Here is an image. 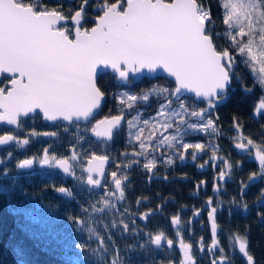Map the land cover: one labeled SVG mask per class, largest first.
<instances>
[{"label": "snow or ice", "instance_id": "6c2138e0", "mask_svg": "<svg viewBox=\"0 0 264 264\" xmlns=\"http://www.w3.org/2000/svg\"><path fill=\"white\" fill-rule=\"evenodd\" d=\"M88 4L89 0H82L74 14L68 16L62 11L49 10L45 0H0V76L7 80L6 84L0 86V122L19 128L20 118L32 113H41L45 121H89L101 108L105 96L96 84L98 66L110 67L121 81H128L130 73H139L144 69L154 72L159 68L174 78L176 86L174 91L168 88L154 90L158 100L163 102L158 108V115L151 118L155 123L150 120L143 123L153 129L159 125L163 131L158 137L159 142L154 143L151 135L141 139L143 128L135 133L131 131L139 115L127 120L129 138L134 136L139 144V150L131 155L134 158L144 157L143 162L133 159L128 167L142 163L144 170L153 173L158 159L149 158V148L153 153L159 150L162 153L159 161L166 165H173L174 159L184 160L189 149L195 150L191 153L195 161L197 154L205 152L206 147L203 143L185 142L181 126H184L185 132L190 129L197 133L218 134L212 114L218 98L224 97L231 85L236 64L235 57L228 49H220L214 43L209 10L202 0H96V15L92 18L95 26L88 29L84 26L88 22ZM223 8L226 10L223 24L229 30L236 29L235 34L229 32L230 46L246 57L244 62L252 65L254 72L255 65L259 64L260 85L264 88V0H225ZM69 20L72 28L67 26ZM237 36H247L248 39L246 42L237 40ZM185 91L194 94L206 107L198 109L194 106L195 101L193 104L181 102ZM149 96L121 93L119 102L121 105L127 103L128 109H132L139 100L147 102ZM261 110H264V98L256 108L257 113ZM182 115L195 119L189 122L180 119ZM122 120L123 114L105 117L95 123L91 132L97 138L111 141L114 130L120 129ZM234 127L239 131V125ZM170 130L175 134H166ZM29 135L37 136L38 133L33 131ZM39 135L55 136L56 133L44 132ZM235 139L238 141L235 143L237 149H256L255 159L259 161V170L264 176V147L243 136L238 135ZM245 139L246 143L243 142ZM11 142L27 145L29 140L20 141L13 135L0 136V145ZM165 149L175 150V155L165 152ZM71 159L75 160L76 156L73 155ZM108 159L107 155L91 156L89 167L84 169L88 173V185L101 186V180L95 178L93 173L104 176V164ZM218 159L223 164L218 180L224 181L231 172V164L214 151L211 160L214 162ZM33 163V159H23L17 167L27 169ZM39 163L71 174L69 161L50 156L47 149ZM207 163L200 167H205ZM212 166L216 167V164ZM111 178L114 191L107 194L104 208L115 207L111 197L120 201L125 199L124 180L127 177L118 176L116 171H112ZM164 178L167 179L166 176ZM256 178L255 173L250 177L251 180ZM245 187L247 185H241V193ZM213 190L219 191V188L214 186ZM59 192L65 193L66 189L61 187ZM207 205L210 208L207 216L211 222L212 236L207 251L213 257L211 264H231L217 240V207L212 199L207 201ZM244 207L247 208V204ZM104 208L98 210L103 211ZM149 215L145 213L139 219L146 220ZM194 215L199 216L200 212L195 211ZM261 218L264 219V216ZM171 224L178 226L180 217L174 216ZM122 231H130L129 223H123ZM177 236L180 237L179 248L183 254L179 264H197L193 245L186 243L180 233ZM148 239L158 249L162 247V242L169 249L174 245L171 238L165 241L163 232L149 234ZM233 239L239 253L247 258V264H254L253 256L248 251V240L240 235ZM101 247L106 246L102 244ZM217 249L219 259L216 258ZM199 251H205L202 238ZM111 264L124 262L117 255Z\"/></svg>", "mask_w": 264, "mask_h": 264}, {"label": "trees", "instance_id": "16d2710c", "mask_svg": "<svg viewBox=\"0 0 264 264\" xmlns=\"http://www.w3.org/2000/svg\"><path fill=\"white\" fill-rule=\"evenodd\" d=\"M224 2L225 0H202L212 19L214 43L220 49H228L235 57L232 87L229 89L227 101L218 106L212 114L218 127V134L210 132L190 136L203 143L208 150L215 151L217 156L229 157L230 174L226 175L224 181H218L215 175L198 170L188 176L189 168H183L174 162L170 168V180H156L148 184L142 179L143 172L139 171L137 172L139 178L134 180L135 184L132 186L134 192L127 193L123 210L112 207L114 212L110 210L109 213L113 214V219L122 220V216H131L132 211H136L138 201L143 205V209L148 211L157 210L163 205V213L156 214L150 219L148 230L152 233L163 232L169 238H175L177 232L174 231L170 219L182 215L180 235L186 243L193 245L197 264H211L209 261L211 256L207 251L211 236L206 214L203 212L193 225L189 219L195 211L205 206L214 192V186L217 185L219 195L214 197L213 205L217 207L216 220L220 229L219 242L222 248L229 252L228 257L232 264H247V258L239 253L233 239L237 235L244 236L248 240V251L253 256L254 264H264V219L261 218L264 216V176L260 173L259 161L255 159L256 149L249 150L248 157L234 150V144L238 142L235 137L238 135L252 139L254 143L264 147V110L260 113L256 111L260 100L264 98V88L260 85L259 64L255 65L254 72L252 65L244 62L246 57H242L235 47L230 46L229 32L235 34L236 29L229 30L223 24V15L226 11L223 8ZM81 3L82 0H45V6L49 10L62 11L68 16L74 14V10L78 9ZM96 6V0L89 1V8H92L90 15ZM86 18L88 22L84 26L91 28L94 25L92 18L90 16ZM67 26L73 27L71 22ZM247 39V36H237V40L246 42ZM98 87L106 95V102L99 118L111 117L128 110L127 103L121 105L119 102L121 93L126 92L127 88L122 87L113 75L101 76ZM138 87L132 89L129 94L137 96L150 94L149 100L137 101L135 107L129 109L131 113L128 119L139 115V120L134 122L131 131L135 133L137 129L145 128L149 133L151 126L144 125L143 121H151L152 117L157 116L160 103L163 102L158 100L154 90L168 88L169 91H174L175 85L170 80L155 78L145 79ZM194 105L198 109L206 107L202 102H196ZM33 122L31 130L37 133L55 132L56 135L50 139L40 137L37 141H30L28 149L23 151L18 148L0 151V264H105L107 261L100 260L96 253L100 249L97 242L99 238L104 242L109 238L108 235L113 228L109 223L110 218L90 213L88 202L78 192L76 184L57 170L36 168L32 171H23L17 167L18 162L33 151L40 158L45 147H48L51 155L58 159L71 157L74 149L80 150L81 138L76 135L75 127H46L40 118L34 119ZM234 125L240 126L239 131ZM144 132L146 131H143L141 139H147ZM128 133L126 123L122 133L104 148L95 145L88 135L86 142H90L92 146L85 151L82 150V157L87 158L92 153H100L119 158L124 152L138 151V142L134 136L129 138ZM190 136L187 134L185 137L190 140ZM171 152L174 153V150ZM127 158L129 161L134 159L129 155ZM75 165L79 168L77 161ZM219 170L220 167L216 174ZM253 173L257 177L255 180L250 179ZM84 177V172L78 171L77 182L80 179L83 181ZM205 179L209 181L207 187L205 189L198 187ZM242 184L247 185L243 193ZM61 187L71 193L70 199L59 192ZM141 198L147 199L149 203L146 204V201L142 203ZM233 200L235 203H232ZM245 204L247 208L244 207ZM201 238L205 247L203 253L199 251ZM133 243L135 241L130 239L125 244L129 246ZM109 244L107 242L104 245L109 249ZM121 246L117 247V253L124 264H179L183 259L180 249L175 247L159 252L149 242L143 251L136 250L127 255L121 253ZM232 252H235V255L231 257ZM219 255L217 251V256Z\"/></svg>", "mask_w": 264, "mask_h": 264}, {"label": "flooded vegetation", "instance_id": "af4514ba", "mask_svg": "<svg viewBox=\"0 0 264 264\" xmlns=\"http://www.w3.org/2000/svg\"><path fill=\"white\" fill-rule=\"evenodd\" d=\"M69 1H74V0H69ZM91 9L89 8V4H88L86 6V17L87 16L88 17L90 16L91 18H93L96 15V12L95 11L92 12V15H90ZM50 10H53V9H50ZM69 22H71V21L69 20L67 22V25L69 24ZM92 27H93V25H92ZM88 29H90V28H88ZM134 79H135L134 77H131L129 79V82H128L127 85H125V86H122L121 85L122 87L127 88L126 89L127 90L126 91L127 94H129L132 89H138L139 88L138 86H140L141 84H143V82H144L145 79H149V78L144 77V78H142V79H140L138 81H135ZM116 80H117V78H116ZM6 83H7V80L4 77L0 76V86H3ZM193 101L194 100L192 98H184L181 102H187L189 104H193ZM117 105L120 106V104H117ZM125 112H128V113H127V116L125 118V123H124L123 127L119 131L114 132L113 139L109 143L106 142V141H104V140L98 141V140L92 138L91 135H90L91 128L94 126V123L98 119H100L99 118V115H97L95 118L91 119L86 124H75V123H73L71 125H63L62 123H56V124L44 123L43 120H42V118H41V116L39 114H36L35 116L26 117V118L21 117L20 118L21 124H20V127L19 128L17 126L16 127H11V126H8V125L0 124V136H3V135H13V136H15L20 141H23L24 139H28L29 142L30 141H33V142L34 141H37V140H39L40 137H43L45 139H50L51 136L39 135L40 133H44V132H48V131L39 132L37 136H30L29 135L31 132L34 131V130H31L30 128L32 126L31 124L34 123L33 120L36 119V118H40V120L42 121L43 125H45L46 127H55V126H61V127H66V128H70V127H73L74 128L75 127V132L77 131L76 135L81 138V141L79 142L81 148H80L79 151H76L74 149L73 153L71 154L72 156L73 155L76 156V159L75 160L71 159L72 156L71 157H68V158H63V159H67L69 161V164L71 166V169L74 168V167L77 168V166L75 165V161L78 162V167L79 168H77V170L79 172L82 171L85 174V177L83 178V181L80 179V181H82V182H80V181L79 182H80L81 185H83V187H85L87 189H90V188H92L94 186H90V185L87 184V176H88V174L84 170V169H86V166H87V160L90 159L93 154H95V155H102V154H100V153H92L87 158H83L82 157L83 151H85L89 146H92L90 142H86L87 136L89 135L90 138L93 139L95 145H101L103 148L106 145H110L113 142V140L115 139V137L118 136V135H120L122 133V130L124 129V127L126 125V122H127L128 117H129V114L131 113V110L128 109ZM120 114H123V113H120ZM120 114H117V115H120ZM101 118H103V117H101ZM182 118H187V119H183V120H186V121H189V122H191L192 120L195 119V118H192V117H189V116H186V115H184ZM181 129H182L181 135L183 137V140H185L188 143H192V142L195 143L196 140H194L190 136V135H195V134L194 133H188L187 131L185 132L184 131V126H181ZM187 134L190 136V140H189V138L185 137ZM84 136L86 138L85 139H82V137H84ZM152 137H153V142L156 141V136L153 135ZM20 144H17L15 142H11L8 146H5V147L0 148V151L1 150H4V149H9V148H11V149L18 148L20 151H23V150L28 149V147H29L28 145L30 143H28L27 145H24L22 143L21 146H20ZM45 149L48 150V153H49L50 156H53V155H51L50 150H49L48 147L43 148L42 155H41L40 158L35 155V152L34 151L31 152V153H29V155L27 157H25L24 159H33L34 160V163H33L34 165H33V168L31 170H27V171H32V170H34L36 168L57 170L61 174L66 175V177H68L69 179H72V183L74 182V184H75L79 180L78 175H77V177L75 176V178H74V177L71 176V174L63 173L61 170H58L54 166L45 165L44 167H41V164L39 163V160L43 157L44 150ZM251 149L252 148H248V147H246L245 150H240V149H237L236 147L234 148V150H236L237 152L241 153L243 156H247V157L249 156V150H251ZM164 151L170 153L168 149H165ZM194 151H195L194 149H189L188 152L185 153V157L186 158L184 160L181 161L179 159H174V162H176V164H178L179 166H181L183 168H189L190 171H188V176L193 175L195 173V170L196 171L198 170L200 172H206V173L208 172V173L212 174L213 176L215 175V177H218V174H216V173L218 172L219 167L221 168V166L223 164L220 162L219 159L216 160V161H214V162L211 160V157L213 155V152L211 150H208L206 148V151L203 152V153H198L197 154V159L195 161H193L192 160L191 153H193ZM149 153H150L149 158L155 157V158L158 159L157 167H156V169H154V172L153 173H148L146 170H144L143 169V166H142V163L139 164V165L133 164L131 167H128V165L131 164L132 160H130V161L127 160L128 159L127 157H128V155L131 156V157H133L131 155V153L128 152V151L127 152H124V154H122L119 158L116 157V156H114V157H109L108 156L109 159H111L110 161H112V163L108 166L107 171H106V175H105L104 180L101 183V186L100 187L104 191H109V190H110L109 192L114 191V184H112V182H111V180H112V178H111V172L112 171H116L117 174H118V176H121V177H125L126 176L127 177V179L124 180L125 199L123 201H120L119 200V202L115 204L114 209L120 208L121 210H123V206L125 205V202L127 200V195H128L127 193L129 191L134 192L132 190V186H133V184H135V181L134 180H136V179L139 178L137 176V172H139V171H142L143 172V175L144 176L142 177V179L145 180V181H147L148 184H151V183H153L156 180H159V181L170 180V177H171V174H170L171 169L170 168L172 167V165H166V164H163L162 162L159 161V157L162 154L159 150H157L156 152L153 153L152 152V149L149 148ZM172 155H175V150H174V153ZM218 157H220V156H218ZM223 158L226 161H228V162L230 161L229 157H227V156H225ZM134 159H140L142 162L144 161V157H138V158H134ZM206 161L208 162L206 164V166L203 167V168H201L200 165L205 164ZM213 163L216 164V167H213L212 166ZM117 165H119V167H117ZM76 173H77V171H76ZM165 176L167 177V179L164 178ZM95 178H97V177H95ZM176 178H178V177H176ZM176 178H174V179H176ZM203 182H204L203 184H198V187L200 186L201 188L205 189V187H207L209 181L207 179H205ZM100 187H98V188H100ZM215 187H217V185ZM66 192H68L67 189H66ZM218 195H219V191H214L212 193L210 199L214 200V197H217ZM140 201H142V203L144 201H146V204L149 203V201L147 199H144V198H141ZM137 205L138 206H137L136 211L133 210L134 212L132 211L130 217H131V219L137 221V227H141V231H139V233L148 234L147 225L149 224L150 219L153 218V216H155L156 214L157 215L162 214L163 213L162 210L164 209V207H163V205H160L157 210L148 211V210L143 209V205L142 204L138 203ZM209 210H210V208L208 207V205L206 203L203 208H201L200 210L199 209L197 210V211L200 212V215L195 219V221L192 222V218H193L194 214L191 216V219H189L190 220V224L191 225L195 224L197 222V220L203 215V212H204V214H206V217H207L206 219H208L207 213H208ZM121 212H123V211H121ZM145 213H152V215L151 216L149 215L148 219H146V220L139 219V217L141 215L145 214ZM177 216L180 217V224L178 226L177 225H173V226L175 228L174 231H176L177 233H180L179 230H180L181 225H182V220H181L182 215L179 214ZM183 217H185V214H184ZM172 218L170 220H172ZM170 223H171V221H170ZM208 225H209V220H208ZM142 228L144 229L145 232H142ZM218 229H219V226H218ZM149 233H151L152 235L158 234V233H152L150 231H149ZM209 233H210V236H211L210 225H209ZM168 238L169 237L165 234V241ZM171 239L174 240V245L172 247L174 249V247H176L178 245V243H179L178 240L180 239V237H178L177 234H176V237L175 238H171ZM175 240H177L178 242H176ZM219 241H220V229H219V234H218V243H219V247H222ZM211 242H212V240H211ZM210 246H211V243H210ZM164 249L171 250V249L167 248V245H164L160 250H157V249H155V250L161 252ZM217 251H219V250L217 249ZM181 255L183 257L182 252H181ZM225 255L228 256L229 255V252L225 251ZM234 255H235V252H232L231 253V257L234 256ZM210 256H211V260H212L213 257H212V255H210ZM216 258L219 259V256H217V252H216ZM211 260H209V261L211 262ZM169 264H171V263H169ZM231 264H232V262H231Z\"/></svg>", "mask_w": 264, "mask_h": 264}, {"label": "rangeland", "instance_id": "374dc122", "mask_svg": "<svg viewBox=\"0 0 264 264\" xmlns=\"http://www.w3.org/2000/svg\"><path fill=\"white\" fill-rule=\"evenodd\" d=\"M124 93H126V92H124ZM183 116L184 115H182L180 117V119H187V118H182ZM153 123H155V121ZM149 128H150L149 133H147V130H145V128H143V130L146 131V132H144L145 138L149 137L150 135L151 136L155 135L156 141H154V143H158L159 142L158 137H159L160 133L163 131V129H161L159 127V125H157V127L155 129H153L152 127H149ZM171 131L172 130H170V133H166V134H175L174 132H171ZM187 132L198 134L197 132H192V130H190V129L187 130ZM76 133H77V131H76ZM200 133L204 135V132H199V134ZM85 138H86L85 136L82 137V139H85ZM195 143H200V142L195 141ZM21 144H20V146H21ZM171 151L172 150H169L170 154H173ZM76 171H77V173H76ZM77 175H78L77 168L76 167L72 168L71 169V176L75 178V176L77 177ZM75 184H76L75 186H76L78 192L88 202V205L90 208V210H88V211L94 215H97V216L99 214H101L104 217L107 216L108 218H110L109 219L110 226L113 227V228H111L112 232L110 233V235H108L109 238L107 239V241L104 242V240L102 241L100 238L98 239L97 243L100 245V249L96 253L99 256L100 260L103 261V259H105V261H107V262H105V264H111L113 258L119 254V253H117V251H118L117 247H119L121 245H122L121 246V253L123 252V253H126L127 255L134 253L136 250H142L143 251L145 249L146 244H149V242H150V240L148 239V235L151 234V233H149V230H148V234L139 233V231H141V227H137V221H135V220H134L135 223L133 224L132 223L133 219H129L130 218L129 215L122 216V220H121V218L113 219V214L109 213L110 210H111V212H113L112 207L104 208V200L107 197V194L109 193L110 190L104 191L101 187L100 188L92 187L90 189H87V188L83 187V185H81L80 182H76ZM68 193L69 192H66L64 197L67 199H70L71 195H68ZM110 199H111L113 204H116L119 202V200L116 199V197H111ZM96 206H99V208H97ZM100 208H104V210L99 212L98 209H100ZM125 222L129 223V228H130L129 232H123L122 231V226H123V223H125ZM80 225L82 226V223H80ZM114 225H117V226L114 227ZM79 228H81V227H79ZM142 232H145L143 228H142ZM130 239L131 240L133 239L135 241V243L128 246L125 243H127V240H130ZM107 242L110 243L109 249L106 247H101L102 244L104 245ZM175 249H178V250L180 249L179 243L175 247ZM159 263H160V261H159Z\"/></svg>", "mask_w": 264, "mask_h": 264}, {"label": "water", "instance_id": "95a60500", "mask_svg": "<svg viewBox=\"0 0 264 264\" xmlns=\"http://www.w3.org/2000/svg\"><path fill=\"white\" fill-rule=\"evenodd\" d=\"M93 26H95V25H93ZM105 74H111V75H113L114 77H116L117 78V81H118V83L120 84V85H122V86H125V85H127L128 84V82H129V79L131 78V77H134L135 79V81H138V80H140V79H142V78H144V77H146V78H149V79H155V78H164V79H167V80H170L171 82H173L174 83V85H175V81H174V78L173 77H170V76H168V74L165 72V71H163V69H156L154 72H149L147 69H144V70H142L141 72H139V73H130L129 74V79H128V81H121V80H119V78H118V74H116V73H114L113 72V70L110 68V67H107V68H105L103 65H100V66H98L97 67V71H96V84H97V87H98V80H99V78L101 77V76H103V75H105ZM176 86V85H175ZM232 87V82H231V85H230V87L226 90V93H225V95H224V97H222V98H218V102H217V106H216V108L218 107V106H221V105H223L226 101H227V97H228V92H229V89ZM99 88V87H98ZM182 95H183V98H192L195 102H200L197 98H195L194 97V94H192V93H188V92H183L182 93ZM106 95L104 96V99H103V101L101 102V108L99 109V110H97L95 113H94V117H90L89 118V121L91 120V119H93V118H95L97 115H99V113H100V111H101V109L103 108V106H104V104H105V101H106ZM174 98V97H173ZM215 108V109H216ZM127 113L128 112H125V113H123V116H124V120H122V124H121V127H120V129L123 127V125H124V123H125V118H126V116H127ZM36 114H39L40 116H41V118H42V120H43V122L44 123H48V124H56V123H62L63 125H71V124H73V123H75V124H86V123H88L89 121H84V120H80V121H74V122H68V121H63V120H58V121H55V122H53V121H45L44 119H43V116H42V114L41 113H32V114H30L28 117H30V116H35ZM23 118H26V117H23ZM101 119H104V117L103 118H100V119H98L95 123H97L99 120H101ZM95 123H94V125H95ZM0 124H4V125H7V124H5V123H3V122H0ZM8 126H11V127H16L15 125H8ZM119 129V130H120ZM119 130H114V132H116V131H119ZM90 135H91V137L92 138H94V139H96V140H98V141H100V140H104V141H106V142H111V141H108V140H105L104 138H97L92 132L90 133ZM10 144V143H9ZM8 144V145H9ZM8 145H0V148H2V147H5V146H8ZM91 159V158H90ZM90 159H88L87 160V166H86V168L87 167H89V164H88V161L90 160ZM111 159H108V161L107 162H105V164H104V176H98L96 173H93V176L94 177H97L98 179H100L101 180V183L103 182V180H104V177H105V175H106V171H107V168H108V166L112 163V161H110ZM34 165V164H33ZM33 165H32V167L31 168H27V169H21V170H23V171H27V170H31L32 168H33ZM45 165H41V167H44ZM57 168V167H56ZM58 170H61L62 172H63V170L62 169H60V168H57ZM64 173V172H63ZM87 173V172H86ZM88 174V173H87ZM91 186V185H90ZM66 193V192H65ZM65 193H62V195H65ZM152 215V213H150V216ZM198 216H193V218H192V222L193 221H195V219L197 218ZM209 225H210V231H211V222L209 221ZM218 234H219V229H218ZM211 238H212V236H211ZM212 240V239H211ZM217 240H218V235H217ZM164 245H166V243H163L162 242V247L164 246ZM153 247L155 248V249H157V250H160L161 248H156V246H154L153 245Z\"/></svg>", "mask_w": 264, "mask_h": 264}]
</instances>
